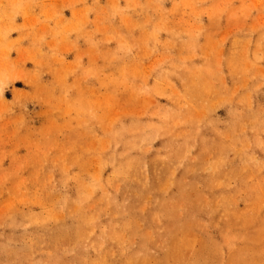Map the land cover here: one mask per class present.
I'll return each mask as SVG.
<instances>
[{
	"label": "rangeland",
	"instance_id": "374dc122",
	"mask_svg": "<svg viewBox=\"0 0 264 264\" xmlns=\"http://www.w3.org/2000/svg\"><path fill=\"white\" fill-rule=\"evenodd\" d=\"M0 264H264V0H0Z\"/></svg>",
	"mask_w": 264,
	"mask_h": 264
}]
</instances>
